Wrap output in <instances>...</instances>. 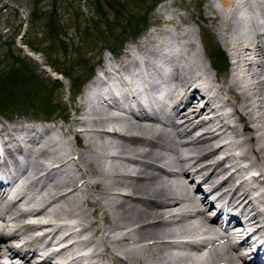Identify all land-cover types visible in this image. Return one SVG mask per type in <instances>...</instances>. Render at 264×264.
<instances>
[{
    "label": "bare ground",
    "instance_id": "1",
    "mask_svg": "<svg viewBox=\"0 0 264 264\" xmlns=\"http://www.w3.org/2000/svg\"><path fill=\"white\" fill-rule=\"evenodd\" d=\"M221 1L223 10L213 7L219 33L208 29L212 43L228 56L227 76L214 63L211 68L205 64L194 42L185 41L186 48H197L191 55L183 41L172 48L149 39L145 47L135 44L141 58L127 47L113 62L98 65L87 91L74 101V115L66 125H57L63 132L24 125L41 119L0 125V137H6L0 163V264H13L14 254L22 264L32 263L41 256L35 242L58 245L59 232L70 244L49 254L45 262L50 264L87 244L97 249L67 264L246 261L239 246L225 245L217 220L223 211L237 217L240 234L263 227L264 193L254 198L252 185L264 188V0ZM243 7L247 14L241 13ZM167 48L178 67L172 66ZM159 80L167 83L160 106L173 93L166 120L129 118L127 113L143 117L155 103L141 93L153 88L162 94L155 84ZM124 105L137 112H126ZM69 135L80 145L72 151ZM56 149L60 152L50 158ZM246 172L257 176L245 182L241 176ZM71 218L73 224L61 223ZM35 231L41 233L34 237ZM82 235L87 237L79 240ZM199 235L200 243L189 240ZM251 237L240 246L249 249Z\"/></svg>",
    "mask_w": 264,
    "mask_h": 264
},
{
    "label": "rangeland",
    "instance_id": "2",
    "mask_svg": "<svg viewBox=\"0 0 264 264\" xmlns=\"http://www.w3.org/2000/svg\"><path fill=\"white\" fill-rule=\"evenodd\" d=\"M111 1H113V8L112 6L105 7ZM208 1L157 0L154 3V0H110L104 6L105 8L103 7L104 11L98 12L94 16L95 25L93 24L92 30L95 34L92 35L91 32L86 34L81 31L82 25H80V28L78 27V22L85 25V20L92 15L88 6L90 0H0V80L3 78L0 81V97L2 98L12 92L15 81L29 78L30 86L28 89L30 92L28 93L35 99L33 105L40 106L44 101V104L47 102V104L53 106L48 115L41 112L36 114L30 106L26 107L25 112L0 113V125L8 126L13 122L30 121L37 117L42 120L47 119L48 123H43L44 125L61 131L57 125L64 126L69 122V118L74 115V101L80 98L87 82L93 79L91 75L95 76L104 60L108 59L113 62L121 56L127 47L132 48L136 56L141 58L142 54L136 50L135 44H141L145 47L149 39L155 41L156 44L168 43L169 47H179L183 41L184 50L191 55L195 54L197 48H199L205 64L209 67L217 61H221V65L224 64V57L227 64L224 71L219 72L215 66L213 68L220 75L225 74L227 76L229 60L225 51L217 45L215 47L222 55L218 57L217 54H213V57H210L208 49L204 46V38L208 36L211 39V30L218 31V27L214 24L213 17L216 14L213 12V7L223 10L221 0H213L214 4ZM53 5L55 6L53 7ZM58 6H63L65 9V11L59 10L61 13L57 16V20L61 22L60 35L64 43L53 45L55 52L52 53L50 59L47 58L46 54L36 50L37 47L34 49L28 44V40L31 42L35 38H42L45 33L37 19H35L33 26H31V20L33 19L34 10L39 11L35 14L43 12L49 14ZM162 6H164V11L161 13L160 8ZM246 12V8L241 10V13L247 14ZM138 17L140 20L145 19V23L138 25L139 31L136 33H133V31L123 33L120 28V26H125L123 19L126 21ZM206 17H210V19H206ZM216 23L220 25L222 22L218 23L217 20ZM95 26L96 30L94 29ZM108 28H112V30H108ZM26 29L28 31L25 33ZM161 31L168 32V35L161 33ZM121 35L122 37H119ZM168 36L171 37L168 38ZM183 37L184 39L187 38L184 40ZM186 40L196 43L197 48H186ZM210 43H212L211 40ZM212 44L214 45V43ZM44 46L45 44L40 43L39 48ZM111 46H115V48L112 49ZM174 63L180 65L179 61ZM209 72L211 73V70ZM209 77L214 79L215 75L212 74L211 76L209 74ZM221 78L218 77V79ZM21 93L22 90L16 93L19 94L18 98H14L19 103L25 97L24 95L21 96ZM43 93H46L45 96L39 98L43 96ZM65 116L66 118H64ZM66 139L70 142L68 148L71 151L80 146L74 135H69ZM52 152H54V155L50 158L56 156L60 149ZM55 162L57 160H51L52 164ZM180 168L182 169V167ZM73 169L77 170V168ZM88 196L91 197L90 194ZM83 206L88 208L87 203H84ZM93 210L90 207L88 214L92 213ZM95 218V216H91L90 220H95ZM92 249L96 250L97 246L92 245Z\"/></svg>",
    "mask_w": 264,
    "mask_h": 264
},
{
    "label": "trees",
    "instance_id": "3",
    "mask_svg": "<svg viewBox=\"0 0 264 264\" xmlns=\"http://www.w3.org/2000/svg\"><path fill=\"white\" fill-rule=\"evenodd\" d=\"M109 2H110V0H90L88 6L90 9V13L92 12V15H91V17H89L88 19L85 20V25L81 24V22H78L79 28H80V25H82L80 30L86 34H88V32H91V34L93 35L94 30H92V28L95 25L93 18L96 14H98V12L104 11L105 7L112 6L113 1H111V3L109 5L105 6ZM156 2H157V0H154V3H156ZM54 6L55 5H53V7ZM112 8H113V6H112ZM59 10L65 11L63 6H58V7H55L54 10L49 14L48 13L45 14V12H43L41 14L40 13L35 14L36 12H39L36 9L33 12V19L31 20V26H33L35 24V19H37L40 22V24L42 25V29L45 33H44V36L42 38H35L31 42H29V40H28V44L34 49L37 47L36 50H39L43 54H46L47 58H50V59L52 58V56H51L52 53L55 52V47H53V45L56 43H58V44L64 43V40H63L62 36L60 35V30H61L60 23L61 22H59L57 20V18H58L57 16L59 15V13H61V11L59 12ZM117 15L121 16L119 14H117ZM123 20L125 22V26H122V27L120 26V28L123 30V33H127L129 31H133V33H136L139 31L138 25L140 23H145V19L143 18L140 20L139 17L135 18V19L131 18V19L126 20V21H125V19H123ZM133 23H134V25H132ZM94 29L96 30V26ZM108 30H112V28H108ZM119 37H122V35ZM40 43L45 44V46L43 48H39ZM111 48L114 49L115 46H111ZM2 80H3V78L0 81H2ZM75 82H76V79H75ZM29 86H30V79L29 78L28 79H22V80L19 79V80L15 81L12 92L9 95H6L2 98L0 97V113L6 114V113H9L12 111H18V112L24 111L25 112L26 107L30 106L31 109L36 114H38L40 112L43 114H46V115L50 114V111L53 109V106L47 104V102H46V104H44V101H43V104L40 106H34L33 105V102L35 99L30 96V93H28V92H30V90L28 89ZM39 87H41V86H39ZM20 90H22L21 96H23V95L25 96L21 103L14 100V98H18L19 94H16V93H18ZM45 94L43 93V96H40L39 98H43L45 96ZM5 102H6V104H4Z\"/></svg>",
    "mask_w": 264,
    "mask_h": 264
}]
</instances>
